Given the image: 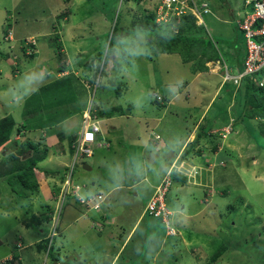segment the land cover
Returning a JSON list of instances; mask_svg holds the SVG:
<instances>
[{"label":"rangeland","instance_id":"rangeland-1","mask_svg":"<svg viewBox=\"0 0 264 264\" xmlns=\"http://www.w3.org/2000/svg\"><path fill=\"white\" fill-rule=\"evenodd\" d=\"M156 0H129L127 2H123L122 0H117L114 6H116L117 9V17L121 20V23L118 24V28L120 30L116 31V37L120 34L118 32L123 31L126 32L128 29H131V31L137 32V25H133L131 23L137 22V20H140V16H142L144 9L147 11H153L155 10L156 3L154 2ZM201 6L205 9H210L211 6V12L208 14H205L203 20L204 25L203 28L206 30V36L210 37L211 40L216 43L218 54L220 56V63L225 62V64L228 66L231 73L237 72V69L240 67V61L243 57L244 51H245V41L240 33V31L235 29V21L239 17L241 13H243L245 10H248V8L251 7V5L245 6L244 0H202ZM65 2L63 0H0V36L3 34L2 29L5 26L6 21H8V17H11L9 21H12V27L17 29V31L20 29L22 31L32 28L35 32H38L39 35H33L35 38L37 36V50L36 54H38V57L45 55L43 59L50 65V59L47 57V53L54 52V51H60L61 49V37L57 36L56 40L51 41L50 44L45 45L42 42H47L46 37H43L44 33H50L52 36L53 32H58L59 30L63 31V29H66V31H72L74 28H79V20L75 16L79 14L78 16H87L86 23L89 25L90 32L84 34L82 36L83 43L89 44L92 41V34L93 32L99 33L98 36L104 35L105 30L107 31L112 26V23L115 21L114 16L115 14L110 12L109 9H107V13L105 16L107 19H111L109 26L105 21H102V14L98 18L97 13H91L86 14L87 12L92 11V7H86V12L84 11H78L76 13L74 10H70L68 8V5L64 4ZM78 3H75L73 6L76 9V6ZM95 5L97 6V12H100V5H106V7H109V4H101L100 1H95ZM119 5V8H118ZM192 5H197V1H193ZM207 7V8H206ZM221 8L222 10L219 12L218 9ZM89 9V11H88ZM128 12L127 16L126 13ZM131 14V15H130ZM57 15H59L57 17ZM18 19V23L15 24L13 22L14 19ZM59 18V19H58ZM88 20H92V23L89 24ZM162 19H156V22L161 21ZM200 22V20H198ZM55 22V23H54ZM50 23H54L55 27L57 28L54 30L52 26H50ZM161 23V22H160ZM197 25L198 23L195 22ZM29 24V25H28ZM176 25V24H175ZM171 22H169L168 27L173 29L174 26ZM177 26V25H176ZM76 28V29H77ZM24 29V30H23ZM47 34V35H48ZM132 35L127 36L125 41H129L128 43H133L135 39L138 41L137 48L135 50V54H133V51L130 48H127V54L129 56H137L140 53L145 54V50H142L140 47L142 45L148 44L146 41L148 37L144 33H130ZM112 35V34H111ZM63 36V34H62ZM99 39V43L103 46V52H102V58L105 55L106 51V45L104 46V41L107 42V37H102ZM146 37V40H145ZM134 38V39H132ZM115 39V35L113 36V40L111 41V44L113 43ZM131 39V40H130ZM98 39L94 38V42H97ZM123 41V40H122ZM5 42V41H3ZM0 40V49H2L6 42L3 43ZM48 43V42H47ZM118 43V42H116ZM42 44V45H41ZM60 44V46H59ZM124 45V42H119V46ZM158 44V43H157ZM212 44V42H211ZM215 45L212 44L213 49ZM51 47V48H49ZM47 51H45V49ZM58 48V50H57ZM143 48V47H142ZM148 48V47H147ZM149 51V49H148ZM194 53L196 55L200 54L197 49H193ZM62 53V51H60ZM108 52V50L106 51ZM64 53V51H63ZM212 53V52H211ZM133 54V55H132ZM11 55V54H10ZM21 57L16 58V61L19 59L22 60L21 63V74L20 70L17 71L15 75H19L17 80L20 79L23 80L24 85L21 83H18L17 88L18 90L15 91L9 98L8 101H4V103H0V118L2 117L5 121V125L9 124L14 125L13 129L10 134H12L17 126H20L21 121H23L24 118H28L31 121H34L37 123V128L40 130H46L49 133H63L65 135V144H68V142L71 139L72 144L75 142L74 139L79 135L80 132V125H81V115L82 111L88 107L90 104L93 105L94 108L98 109L105 104V107H107V104L109 105L110 109L112 110V107L114 109L113 112L116 113V110L122 109V107L125 109L128 105L135 106V109H139L140 113L142 114V117H150L152 118L155 115H160L163 113L164 107H159L158 103L155 100V97L153 96V91L155 89V82L152 79V75L146 74V72L142 73L137 78H133L134 81H132V86L130 87L129 83H127L128 79L126 74L122 75L120 73H124L123 71H127V66L130 65L131 59L129 58V65L127 63H122V65H119L115 68L114 75L112 79H109L107 81L101 82V84H97V81H95L94 86L92 85L90 90H87L83 88L82 83L80 82V78H75L73 75H66L69 76L64 79H56L60 76V73L56 74L49 73V75L44 76V71H35V66L31 68L32 61L36 60V58L33 59H27L24 56V53L20 52L19 54ZM51 55V54H49ZM182 56V54H181ZM101 54L97 56V65L94 68L95 74L98 76L103 75L105 72L101 71L98 62L100 61ZM138 57H145L142 55H139ZM203 60L205 61L207 59V56H203ZM12 58V57H11ZM54 58L56 59V64H59L61 62L62 57L59 55H54ZM61 58V59H60ZM198 60H200V55L197 56ZM3 59V58H2ZM38 59V58H37ZM40 59V58H39ZM92 61L87 62L86 67L90 69L91 63L95 62V57L92 58ZM20 61V60H19ZM68 61V59H67ZM19 64V62H16ZM5 64V61L0 59V68ZM104 61L102 62L103 67ZM204 63L202 61L196 62L193 61L190 64V70L188 72L187 69H179L178 73L179 76L177 77V87L178 89L183 88L184 82H189L195 72V65L196 66H202ZM95 65V63H94ZM101 65V63H100ZM177 69L179 67V64H176ZM31 72V74H28L27 68ZM126 67V68H125ZM26 69V72H25ZM240 71V70H238ZM34 72V73H33ZM71 72V71H70ZM69 73V72H68ZM102 73V74H101ZM63 74V73H62ZM106 74V73H105ZM223 73H221L222 76ZM84 76H88L89 73H84ZM156 75V73H155ZM49 76V77H48ZM219 77V75H216V78ZM213 78L208 83L209 89L205 92H211L213 89L212 87L216 86L217 83H214V81L217 80L220 81V78ZM0 80L3 82V78ZM59 80V81H58ZM100 81V80H99ZM100 83V82H99ZM97 84V85H96ZM125 85V89L127 88L126 93H124V90L121 94L116 93V89H123ZM230 85V84H229ZM4 85H1V92L2 87ZM150 87V92L149 88ZM203 86V84H202ZM232 89V88H231ZM147 91V92H146ZM248 91V92H246ZM232 92H226L225 88L221 90V96L216 98V103L212 105V110H210L207 113L206 118L212 119L213 116H210V114L214 111L224 112V115L226 114V119L229 120L230 115L227 111V98L224 100V98ZM151 93V96L149 94ZM162 94V89L158 88L154 92V94ZM246 93L251 94L254 93L258 98L262 99V104L259 105V108L261 109L264 107V94H262V90L256 86H253L250 89H246L243 87V82L240 83L234 101V106L232 108V114L236 118L238 117L236 114L237 110L242 111V109L245 107L248 102L246 101ZM32 94V95H31ZM14 95H17V98H14ZM31 97H30V96ZM226 95V96H225ZM28 97V98H27ZM229 97V96H228ZM103 99L105 101L101 102L100 100ZM11 100L13 102L11 103ZM2 102V101H1ZM25 102L27 103V106L25 107ZM133 102V103H131ZM206 102V101H205ZM225 102V103H224ZM183 103L184 101L182 99H179L176 104L182 105L181 108L178 110H175L174 104L170 106V109L172 111V115H170L174 120H176L175 126H179L182 124L180 121L184 119L188 113L183 112ZM92 107V106H91ZM108 107V108H109ZM226 110V112H225ZM234 110V111H233ZM138 112V111H136ZM194 112V111H193ZM195 113V112H194ZM7 114V115H6ZM11 114V115H9ZM178 114V115H175ZM199 114V113H197ZM101 116L99 117V119ZM103 118V116H102ZM80 119V122H79ZM2 120V119H0ZM44 121V123L40 124L39 121ZM110 123H112L115 126V132L111 136H107V139L105 140L106 143H108V146H93L92 155L89 157L84 158L85 161H93L92 163V169L90 170H84L81 167V163L83 162H77L74 163L72 166V175L74 182L79 185H84L86 191H90V188L88 187H98L100 191H102L103 195L107 192V187L109 186H115L117 184H122L120 187H122L120 190L117 191L119 194H127L128 197L119 196V203H124L127 205V208H131L132 214L134 213L136 215H139L141 208L144 204V196L143 191H147L150 189L151 184L150 180L151 178H147V180L141 179V177L144 174H152V171L148 173V170H144L150 163L146 162V156L147 154H137L138 148L131 145L133 142H144L145 137L143 135V125H140L136 123L134 120L127 121V119H124L123 117L116 116L114 120H108ZM117 121H124L126 125L122 126L119 125ZM250 122H256L258 124H261V127L264 129V120L263 122L258 119H252ZM135 122V124H133ZM206 122V120H205ZM149 127L148 129L155 124L154 120L148 121ZM246 123V120L245 122ZM5 125L0 124V132H4ZM42 125H45L46 128L42 129ZM100 127L106 126L105 123L100 121ZM187 125V124H186ZM16 126V127H15ZM234 126H237V122L234 123ZM18 128V127H17ZM207 128L206 124H202L200 128V132H205V129ZM111 129V127H109ZM147 129V130H148ZM177 129V128H175ZM262 129V130H263ZM39 130L38 135H41V131ZM103 130V129H102ZM104 131V130H103ZM149 131V130H148ZM6 132V130H5ZM254 133V129L252 131ZM36 133V132H35ZM113 133V132H112ZM232 132L229 135L228 141L233 138ZM250 134V133H249ZM228 135V134H227ZM253 136L252 134H250ZM141 136L140 141L137 140V138ZM227 137V136H226ZM232 137V138H231ZM255 139H257L255 146H249V143L247 140H239L243 143V147L241 148V152L244 153V151L249 150L250 148H256L259 149V163L257 166L258 172L263 173L264 172V136L262 133L255 134ZM24 139H27V137H23ZM42 139V138H41ZM216 140L218 142H225V139L223 137V133L220 132L218 137H216ZM173 143L175 144V138L173 139ZM232 141V140H231ZM104 142V143H105ZM119 142V143H118ZM209 142V141H208ZM20 142L17 148L23 149V145ZM158 143H155V147ZM125 145V146H124ZM130 145V146H129ZM258 145L260 147H258ZM117 148L116 156H114L111 152L114 148ZM26 153V151H24ZM68 154H72L74 152L73 149H70V151H67ZM159 152H163L162 150ZM176 152V151H175ZM24 153V154H25ZM28 154V153H27ZM30 155L35 156L33 151L29 153ZM39 155H36L35 157H38ZM228 155V152L222 151L219 157L224 158V160L229 161V159L234 158ZM157 158L156 156L153 157V160L155 161ZM80 159L79 161H81ZM168 157L165 161V169L168 167L167 163ZM219 160V159H218ZM233 165V161H229L227 163V172H224V168H221L219 166L216 167L214 170V177L211 181H213V185L211 187H206L207 189L202 188L203 194H210V198L215 201V203L223 208V215H222V222L219 223V229L220 233L218 236L214 237L216 241H219L217 246L215 248H207L205 246H202L201 251L196 254L190 253V251L186 249H182L180 246L179 252L180 255H178V259H174V255L176 252L174 238L176 234H182V226L178 227L175 226L176 221L172 220L171 211L169 210V218H167V221L170 222V225L166 228L167 234L171 235H165L162 238V229L160 224L157 222L155 218L152 216H148L145 214V217L142 220L141 226L138 228L137 232L131 237L127 238L126 244H125V250L119 253V260H117L116 264H264V188H263V182L257 180L254 181L253 178L248 177L246 175H243L244 178L238 177L236 174L232 173L233 168L231 166V163ZM163 164V163H162ZM72 162L65 167L68 169L71 167ZM159 164H157L158 168ZM160 167V166H159ZM156 168V167H155ZM152 170V168H150ZM165 171V170H163ZM169 169L166 171V175L168 173ZM157 173V172H156ZM81 176H86L87 179L85 180ZM209 176V174H208ZM226 177V179H225ZM228 178V179H227ZM141 179L139 185H137V181ZM224 179V180H223ZM93 182L91 184L90 182ZM226 181V182H225ZM224 182V188L227 190V194L224 197H221L218 192V187H220L221 183ZM131 188H125L126 185H132ZM248 188V189H245ZM200 187L196 190V198L198 197V190ZM130 190V191H129ZM138 192V197H134L135 193ZM209 192V193H208ZM189 193L184 194V197L187 198L188 202H191V199L187 196ZM105 200H106V195ZM8 201V196L6 197ZM4 196L2 198V206L5 204L4 202ZM72 200L76 201L73 197H66V202L63 204L61 209V223L64 221L66 217V206L67 203ZM168 200L170 198L166 195L165 196V202L168 204ZM246 200V204L244 205L242 202ZM141 201V202H140ZM193 201V200H192ZM114 202V201H113ZM106 203V202H105ZM104 203V204H105ZM78 204V203H77ZM172 206H175L174 201H171ZM79 205V204H78ZM80 206V205H79ZM169 208V205H167ZM193 206V204L191 205ZM81 207V206H80ZM82 208V207H81ZM83 213H86L88 216H92L93 220L98 219V214L95 211L87 210L85 211L84 208H82ZM25 216V215H24ZM23 216V217H24ZM35 217V216H34ZM107 217V223L110 220ZM33 215H30L28 219L30 220V223L34 220L32 219ZM27 219V218H26ZM206 220V218H204ZM38 222H40V219L37 218ZM210 221V219H208ZM79 225H83L84 219L80 218V220L76 221ZM130 222L125 219H119L117 221V225L113 224L112 222L108 223L106 226H109L111 228H114L116 226H120L121 229H116L115 232H113L114 235L111 236L114 237V239L110 238L109 243L119 245L123 243L124 236L127 235V225H129ZM174 224V226L172 225ZM192 224V226H191ZM189 225L188 229H197L198 227L196 224L191 223ZM114 225V226H113ZM154 225L155 231L151 235L149 232L147 233L146 230L141 228L142 226L145 229L152 228ZM113 226V227H112ZM58 227V221L56 226V234L51 238V235L49 232L46 235L47 244L49 242L52 243L49 246V249L51 247V250L48 248L46 251L44 250L42 254V258L45 259L46 264H53L55 261L48 256V251L54 252L55 249L61 250V244L62 243H68V247L66 249V256H64L63 253H61L58 256L57 264H79L78 262H75L73 259L77 256V252L79 250L84 251L81 258L79 259L82 264L83 258L91 257L90 264H107L111 260L110 258L113 256L106 255V258L102 257L104 255V252L101 251L102 244L98 241H94L96 243L95 248L89 246L84 242V238H87V234H83L81 232L80 226H62L60 227L61 233L59 236V231L57 230ZM92 227V225H91ZM208 229L206 227V230L204 231V234L201 236L202 240H207V234ZM176 233V234H175ZM206 233V234H205ZM126 234V235H125ZM89 236H92V234H88ZM57 236V237H55ZM168 236H171L168 238ZM182 236V235H181ZM55 237V238H54ZM141 237V238H140ZM78 238L80 243L75 242V240ZM122 238V242H121ZM146 238L148 240H146ZM161 239L163 241H161ZM167 239L169 241H167ZM182 239V238H181ZM150 240V242H149ZM161 241V244H160ZM170 241L172 243H170ZM188 244L190 241L187 242ZM74 244V246H73ZM78 244L81 245V247H78ZM199 244L196 242V245ZM170 245H173L171 248ZM225 246L223 250L221 249L220 253L222 254L216 261L209 262V257L213 256V254L218 250L219 246ZM116 246V247H117ZM160 246V248H159ZM74 247L76 248L74 250ZM122 248V245L119 246ZM53 248V251H52ZM192 250V249H191ZM212 250V251H211ZM207 251V252H205ZM87 254H86V253ZM95 252V253H94ZM138 252L137 254H135ZM172 252V253H171ZM115 251H113V254ZM89 254V255H88ZM117 254V253H116ZM115 254V255H116ZM134 255V256H133ZM146 255V257L144 256ZM207 255L209 257H207ZM144 256V257H143ZM129 257V258H127ZM151 257V258H150ZM206 257V258H205ZM9 258V257H8ZM79 258V256H78ZM112 259V258H111ZM6 260V258H5ZM3 260V261H5ZM11 258L8 261H11ZM114 260V258H113ZM2 263V261H0ZM48 262V263H47ZM107 262V263H106ZM209 262V263H208ZM0 263V264H1ZM2 264H5L4 262ZM12 264V263H10Z\"/></svg>","mask_w":264,"mask_h":264},{"label":"crops","instance_id":"crops-1","mask_svg":"<svg viewBox=\"0 0 264 264\" xmlns=\"http://www.w3.org/2000/svg\"><path fill=\"white\" fill-rule=\"evenodd\" d=\"M95 1H100L101 4L107 3L109 4V7H106V5H100L101 11L97 12V6L95 5ZM127 1L129 0H122V4L123 2H127ZM116 2L117 0H70L68 4V8L71 11L74 10L76 13H78V11L86 12L85 5H87L88 7H92L91 8L92 11L87 12L86 14L97 13V16L99 18L101 15L100 14L98 15V13H101L102 21H105V23H107L108 26L110 24L111 19H107L105 14L108 12L107 9H109L111 13L114 9L113 13L116 14L114 16L115 21L112 23L113 26V24L116 23L117 19L119 20L117 21L118 24L121 23V20L117 17L116 6H114ZM75 3H78L76 9L73 7ZM210 10H212L211 6H210ZM221 10H222L221 8L218 9L219 12ZM122 12L126 13L124 11ZM145 13L146 10L144 9L142 16H140L141 19L137 20V22L131 23L133 25H137V30H138L137 32L131 31V29H128L126 32L123 31L118 32L120 35L114 39L112 46L110 48L111 53H109L108 57H106L108 54L106 51L109 50V44H110L111 34L113 33V28L111 27L107 31L105 30V33L103 35L104 37H107V42L105 40L103 44L104 46L106 45V51L104 53L105 55L102 58L103 46L99 43V39L101 38L102 35L97 37L99 33L93 32L92 34L93 42L89 44L83 43L82 36L90 32V28L92 27H89V25L86 23V20L88 19L87 16H78L79 14L75 16L79 20V24H78L80 26L79 28L76 27L77 29L74 28V30L72 31L70 30L66 31V29H63V31H61L59 30L58 27V32L56 33L58 36L61 37L62 46L60 51L62 52L64 51L65 54L64 58L66 59L67 62V66L63 71L58 70V64H56L55 62L56 59L54 58V55H57L56 51L47 53L46 49L44 48L47 53L46 55L47 57H49L52 65L48 64L43 59L44 57H46L45 55L40 57L35 56L34 58H36V60L25 56L27 59L29 58L34 60L31 62L33 63L31 64V68L35 66L34 67L35 71H41V70L43 71V67H44L46 68V70H49L50 73H54V72H56V74L60 73V76L57 77L56 79H60V78L64 79L66 77H69L70 75H73V77L75 78L79 77L83 88L87 90H90L92 85L94 86L95 81H97V84H101V82L103 81L112 79L115 68L118 66V64L122 65V63H127V65H129V58H130L131 63L129 66H127V71L122 70V72L124 73H120L122 75L126 74L128 79L127 83H129L130 87L133 84L132 83V81H134L133 78L135 77L138 78L142 71V73L146 72V74L152 75V79L155 82V89L153 91V94L156 90H158V88L162 89V94H160V96L162 97V101H159L158 105L159 107L161 106L164 107L163 113L160 115H155L152 118L142 117L140 110L135 109V106L132 105H128L125 109L122 107L121 111L120 109L119 110L117 109L116 113L113 112L110 115L108 114L99 115L98 113L99 111L97 112L96 108L93 107L94 104L91 105L92 106L91 108L95 113L99 123L100 121H102L103 123L106 124V126L102 125L101 133H99V135L97 136V140L94 145L97 147L108 146V143L105 142L107 136H111L116 131L115 126L112 123H110L108 120H114L116 116L123 117L124 119H127V121L134 120L136 123L143 125V135L146 137L144 142H133L131 145L139 149L137 154L148 155L146 156V162L150 163V165H148L144 170H148V173L152 171V174L149 175L144 174L141 177V179L143 180H147V178L149 179L151 178L152 180H150V184H151L150 189L147 191H143V196H144L143 201L145 202L141 208L139 215H136L135 213L133 215L131 208L128 209L127 205H125L124 203L122 204L119 203L118 201L119 196L128 197L127 194L118 195L117 193V191L122 188L120 187L122 184L120 185L117 184L115 186L107 187L108 188L107 192L104 194L106 195V200L104 199L103 203L101 204L102 212H100L99 215L102 216L105 222H107L106 216L109 215L108 218L110 220H108L109 221L108 223L112 222L113 224L116 225H117V221L120 218L128 220L130 222V224L127 225L128 228L126 231L127 235L125 234L126 236L123 237L125 238L123 240V243L119 244L118 246L109 243V241L111 236L114 235L113 232L116 231L119 225L114 228L105 226L101 230H96L95 228H92L91 220L93 219V217L92 216L90 217L86 213H83L82 208L78 205L79 204L78 201L72 200V202L70 201L69 203H67L66 217L62 223L60 217V214L62 212L60 210V214L58 218V227H57L59 234L57 236H59L61 233L60 230L61 225L72 226V227L80 226L81 232L83 234H87V238H84L85 239L84 242L86 244H88L91 247L93 246L95 247L96 243H94V241H98L103 245L101 251L104 252V255H102L104 259L106 258V255H110V256L113 255L111 257L112 259L110 258L111 261L109 263L106 262L107 264H116L117 260H119L118 254L125 250V244L126 242L129 241V240L127 241V238H131L137 232L138 228L141 226L142 220L146 214L144 208L147 200L154 192L155 187L160 183L162 178L166 175L165 174L166 171L170 168H172V170L175 169L176 171H178V174H180L179 176H184L183 174H185L186 176L184 182L181 181L180 179H176L174 181L172 187L169 189L167 193V196L170 198V200H168L167 205H169L168 210L171 211L170 217H172V220L176 221L175 226L178 225H179L178 227L182 226V230H181L182 236L180 234H177L178 238L177 239L174 238L173 242L176 243V241L179 240L182 249H186L188 251H194L198 248H202V246H205L209 249L210 248L213 249L214 246L219 243V241H216L214 237H216V235L218 236V234L220 233L219 223L223 221L222 215L224 210L220 205L218 206L215 203V201L210 198V194L201 195V193L203 192L201 186L202 188L207 189L206 187H211L213 185V181L211 180L214 177V173H215L214 170L216 169L217 166L224 168L223 171L227 172L226 170L227 163L229 161H233V165L232 162L230 163L233 168L232 173L236 174L240 178H244L243 175H246L248 177L253 178L254 181L259 180L263 182V188H264V172L263 173L258 172L257 169L258 163L260 162L259 161L260 154L258 153L259 149L257 150L256 148L253 149L250 148L249 150H246L243 153L241 152V148H244L243 143L239 141L240 139L247 140L249 146H253V147L255 146L254 144L257 145L256 143L257 139H255L256 138L255 134L262 133L264 136V129L261 127V124H258L256 122H250L249 119L250 120L258 119L262 122L264 119L259 114H252L251 109L250 110L247 109L248 106L246 104V108L244 107L241 112L240 110L236 111L238 117L235 120V117L232 114V108L234 106L233 100L235 99L236 91L240 84L237 86L233 84L232 81H227L223 83L221 77V73L224 74L225 71H227L231 75H234L235 73L230 72L225 62H223V65L222 63H220L221 58L215 60L211 59L206 61L205 63L207 66L206 70L195 69L196 73L193 75L191 80L189 82H184L182 85L183 88L179 90L176 82L177 77L179 76L178 71L181 68L183 70L187 69L189 72L190 70H192L190 69V64L193 61H186V62L183 61V57L179 52H174V51L169 52L158 49L154 45L155 39H157L155 34L154 33L148 34L147 31L144 32L138 28V26L142 25L143 23V19H144L143 16ZM242 14L243 13H241L240 15ZM88 21L89 24L92 23V20H88ZM54 23H50V26ZM17 32L19 33V30L18 31L16 30V34ZM38 32L40 31L35 32L31 28L29 33L27 34L39 35ZM130 33H135V34L144 33L148 37L147 40L145 37V40L148 42L147 46L142 45L140 47L142 50H145L146 52L145 54L139 52L137 56H132V57L129 56V54H127L126 47L127 48L131 47V50L132 51L134 50L133 54H135V50L137 48V43H138L136 39L131 44L128 43L129 41L128 42L125 41L126 39H129L126 37V35L127 36L132 35ZM47 34L48 33L43 34L44 35L43 37H46L45 39H47L48 42V43L42 42L45 45L47 44L49 45L51 41H54L53 40L54 34H52V36H49L51 35V32L48 35ZM20 36L18 35L17 37ZM94 38L98 39L97 42H94ZM0 40L2 42L3 41L6 42L5 46L2 49H0V59L2 61L3 60L5 61V64L0 68V76L1 79L3 78V82L0 80V86L4 85L2 87V92L0 91V103H4L5 100L10 102L8 99L9 98L11 99L10 96L15 91L18 90L17 88L18 83L24 85V82L22 79H20L19 81L17 80L18 76L21 74L20 66L22 63L21 60L22 58L19 59L20 61L19 60L16 61V58L21 57L19 55L20 54L19 43L15 42L14 47L12 48V50H10L9 42L5 40L2 35L0 36ZM119 42H124V45L122 44L121 46H119ZM99 54H101V57H100V61L98 62V65L100 69H102V71L106 73V74L104 73L101 76L94 74L95 73L94 68L97 65V61H98L97 56ZM139 55L145 57H138ZM94 57H95V62L91 63L90 69H88L86 67L87 65L85 64H87V62L89 61H92L93 60L92 58ZM103 61L104 64L102 67ZM15 62H19V64L17 63L14 64ZM176 64H179L178 69ZM17 66H18V70H20L19 75H15L16 73L14 72ZM238 70L239 68L237 69V72ZM27 72L28 74H31L28 68H27ZM85 72L89 73V75L84 76L83 74ZM64 74L66 75L69 74V76H65ZM216 75H219V77L217 78H220L221 80L218 82L217 80L214 81V83L217 84L215 87L214 86L212 87L213 89L211 90V92L209 93L205 92L207 91V89H209L207 88L208 83L211 80H213V78H216ZM44 76L47 77V75ZM148 88L150 91L151 89L149 86ZM224 88L226 92L232 90L230 95H228L229 97L225 95L226 97L224 98V100H226V98L228 100L226 103H227V111L228 114L230 115L229 120L226 119V114L224 115V112L217 113L216 111L210 114V116H213L212 119L206 118L207 113L210 110H212V105L216 103L215 102L216 98L221 96V90ZM123 90L124 93H126L127 88L125 89V85L123 89L120 90V94L123 92ZM149 96H151V93L149 94ZM249 96L251 98H258L254 93L249 94ZM14 98H17V95H14ZM179 99H182L184 101L183 112L188 113V115L180 121L182 124L176 127L175 126L176 120H174L170 116L172 115L170 106L174 104L175 110L179 111V108L182 107V105L176 104L177 101H179ZM100 101L103 102L105 100L101 99ZM12 102L13 100H11V103ZM249 103L250 104L248 105H251L252 101ZM26 106L27 103L25 102V107ZM100 109H103L102 106L100 107ZM100 116L101 118L99 119ZM0 119H2V117ZM150 120H154L155 124L148 129L149 127L148 121ZM245 120L246 123H244ZM39 122L40 124L44 123L43 120ZM117 122L119 125L122 126L126 125L124 121H117ZM135 122H133V124H135ZM236 122H237V126H234V123ZM20 124H21L20 126H17L18 128L15 126L16 128L14 132L10 136H8L7 139L5 138L3 142L1 141L2 143L0 144V161L1 159H3L4 157L10 154H15V156L20 157V155L18 154L19 148H17V146L21 141L24 140L23 137H27V139L31 140L33 143H39L40 148H42L44 145L47 148V153L45 157L37 163V169L35 170V178L38 185L37 191L29 195V197H17L15 193L11 190L10 185L7 182H5L2 178H0V261L5 260L6 258L4 262L5 264H10V263L46 264L44 262L45 259L42 258V254L44 252V249L42 248V244H44L45 240L46 241L48 240V238H46V235L50 231L51 212L53 211V206L55 205V201L52 198L56 195L58 191L57 188L59 187L61 181L60 178L61 171L67 170L65 167H67L73 161L74 152H72V154L70 155L68 154L67 151L73 149L72 143L68 142V144H65L64 142L65 135L62 132L57 133V135L56 133H49L44 129L46 128L45 125H42V127H40L44 130H40L37 128L38 126L37 123L29 120L27 117L24 118ZM202 124H206L207 126L205 132L203 133L200 132V128ZM229 124H231V127L233 128L232 131L228 135H226L227 137L226 136L224 137L225 142H218V140H216V137H218L219 133L222 132V130H224V128ZM109 127H111V129H109ZM253 129H254V133L252 132ZM39 130L41 131L40 136L38 135ZM232 132H234L233 138L231 137L232 141L231 140L228 141L229 135ZM249 133L252 134L253 136H251ZM154 134H158L159 139L154 140L153 138ZM174 138L176 142L175 144L173 143ZM140 139L141 136L137 138V140L139 141ZM155 143H158L156 147H155ZM258 147L260 146L258 145ZM23 149L25 148L23 147ZM161 150L163 152H159ZM25 151L26 153L24 155H27V153L28 154L31 153V149H25ZM116 151L117 148L115 147L111 153L114 156H116ZM222 151H225L226 153L228 152V155L234 158L232 159L230 158L229 161L224 160V158L219 157ZM155 156L157 159L154 161L153 157ZM167 157H168L167 163L169 162L168 163L169 165L165 169V164H166L165 161ZM85 162H87L92 169L93 161H85ZM157 164H159L160 167L158 166L157 168ZM150 168H152V170ZM193 169L196 170V172H194ZM81 177L84 178L85 180L87 179L86 176H81ZM141 179L137 181L136 183L137 185H139ZM90 183L93 184L92 181ZM224 184L225 183L222 182L220 187H218L217 193L221 195V197H224L227 194V190L223 187ZM126 186L127 187L125 188L129 189L135 185L132 184ZM199 187L200 189L198 190V197L196 198V190ZM88 188H90V191L92 192L93 191L102 192L99 190L98 187H95L94 185L93 187H88ZM186 193H189L187 197L191 199V202H188L187 198L184 197V194ZM138 194L139 193L136 192L134 197L135 198L138 197ZM3 196H4L3 202L4 201L6 202H4L5 204L2 206L1 202ZM7 196H8V201L6 199ZM171 201H174L176 207L172 206ZM242 203L245 205L246 200H244ZM192 204L193 206H191ZM30 215H33L32 219L34 220V222L32 221L30 223V220L28 219ZM37 218L40 219V222H38ZM80 218L84 219L83 225H79L76 222L80 220ZM204 218H206V220ZM208 219H210V221ZM191 223L196 224L198 228L194 229L193 226L192 227L193 229H188ZM206 227L212 230H208L207 240L201 241V236L204 234ZM141 228L146 230L147 233L149 232L151 235L155 231L154 225L152 226V228H148V229H145L143 226ZM120 229L121 227L119 226L118 230ZM88 234H92V236H89ZM164 236L165 235H162V238ZM115 237L116 236L112 237L111 239H114ZM146 240L148 239L146 238ZM161 241L163 240L161 239ZM167 241L169 240L167 239ZM188 241H190L189 244L187 243ZM75 242L80 243L78 238L75 240ZM121 242H122V238H121ZM196 242H198L199 244L196 245ZM170 243L172 242L170 241ZM120 245H122V248L119 247ZM170 246L172 248V245ZM67 247H68V243L61 244L60 251L61 253L64 254V256H66ZM78 247H81V245L78 244ZM75 249L76 248L74 247V250ZM121 249L123 250L121 251ZM177 250L179 251L181 249L176 248V251ZM60 251L59 249L54 250L53 260H55V263L53 262V264H57L56 262L58 261V256L60 254ZM113 251H115L114 254ZM83 252L84 251L79 250L77 252V256L74 257L73 260L75 262L79 261L78 263L82 264L79 259L81 258ZM137 253L138 252H136L135 254ZM11 256L13 260L8 261L11 258ZM144 256L146 257V255ZM49 258L52 259L51 256H49ZM83 262L84 264H90L91 257L83 258Z\"/></svg>","mask_w":264,"mask_h":264},{"label":"built area","instance_id":"built-area-1","mask_svg":"<svg viewBox=\"0 0 264 264\" xmlns=\"http://www.w3.org/2000/svg\"><path fill=\"white\" fill-rule=\"evenodd\" d=\"M193 1H197V5H192ZM202 2V0H158V3L156 2V19L160 18L162 20L159 22L168 23L172 16H175L176 21H178L183 14L190 13L195 17V22H197L198 25H204V14L208 10L201 6ZM245 3L247 7L248 5H251V7L245 10L235 21L237 28L243 32V37L245 39V55L243 57L242 69L236 74L231 75L225 71L224 68L225 72L221 76L222 82L232 81L233 84L238 86L244 78L248 77L264 92V0H245ZM198 20H200V22ZM12 38L13 35L10 30L5 35V39L12 40ZM25 44H33L36 46L25 47V54L37 53V45L34 36H27ZM157 97L161 99L159 95H157ZM99 124L91 106H88L81 115L80 134L72 144L74 150L72 165L64 172V177L60 181L59 190L53 197L55 205L53 206L50 219L51 226L49 234L51 238L56 234L59 213L67 196L76 198L79 205L84 208L85 211L92 210L98 212L101 209V204L105 199L103 193L99 191H86L84 185H79L74 182L71 170L74 163L82 162L84 158L92 155L93 145L96 143L97 136L101 133ZM232 129L231 124L227 125L224 130H222L223 137L229 134ZM153 138L157 140L159 139V135L154 134ZM80 159L82 160L79 161ZM194 172H196V170H194ZM170 173L171 169H169L167 175H165L155 187L154 192L147 200L144 208V211L152 216L161 215L166 228L167 225H170V222L167 221L170 213L165 202V196L171 184ZM100 220V218L97 219L99 222ZM97 223L98 222L93 221L92 225L97 226Z\"/></svg>","mask_w":264,"mask_h":264},{"label":"trees","instance_id":"trees-1","mask_svg":"<svg viewBox=\"0 0 264 264\" xmlns=\"http://www.w3.org/2000/svg\"><path fill=\"white\" fill-rule=\"evenodd\" d=\"M66 4L68 5L70 0H63ZM138 1V0H136ZM220 1V0H219ZM155 15L156 13L153 11H149L146 12L143 16V23L142 25L138 26L139 29H141L142 31H147V33H154L155 36L157 37V39H155V46L160 49V50H164V51H174V52H179L180 54H182L183 57V61H195L199 62L202 61L204 64L201 66H196L195 65V69H199V70H206L207 66H206V61L208 60H215V59H220V56L218 54V49L216 46V43L214 44V42L211 40L210 37L206 36V34L208 35L207 32H205L206 30L203 28L202 25H197L195 23V17H193L190 13L188 14H183L181 16V18L176 21V17L172 16V18L170 19L171 23L174 26V29H171L168 27V23L166 22H162V23H156L155 22ZM59 15H57L58 17ZM11 17H8V21H6L4 28L2 29L3 34H7L10 30L13 29L14 35L15 37H17L18 35L20 37H17V42L19 43V50L20 52H24L25 51V47H36L33 44H25V40L26 37L28 36L27 33H29L30 29L27 30H20L19 29V33L17 32L16 34V30L15 28H13L12 25V21H9ZM18 19H14L13 22L15 24L18 23ZM117 21H119L117 19ZM116 21L114 27H113V33L111 35V39H110V44H109V50H108V54L106 57H108L109 53H111V41L113 40V36L115 35L116 38V31L120 30L118 28V22ZM29 25V24H28ZM55 24H52V28L54 30H56L57 28L54 26ZM235 29L238 31L239 29L237 28V25L235 23ZM240 31V30H239ZM206 33V34H203ZM240 33L243 36V32L240 31ZM53 40H56L57 38V34L56 32H53ZM30 36V35H29ZM244 38V37H243ZM36 40V45H37V36L35 38ZM245 40V39H244ZM215 45V49H213L212 44ZM158 43V44H157ZM60 46V44H59ZM193 49H197L199 51L200 54V60H198L196 53H194ZM58 50V48H57ZM212 52V53H211ZM25 54V53H24ZM31 56V58H33V56L35 54H25L24 56L28 57ZM57 55L61 56V62L58 64V70L59 71H63L66 66H67V62L66 59L64 58L65 54L62 52H60L59 50L57 51ZM245 54H243L244 57ZM203 56H207V59L204 61L203 60ZM243 57L241 58L240 61V67L239 70L242 69V62H243ZM46 69V68H45ZM96 71V70H95ZM102 71V69H101ZM103 72V71H102ZM95 74V73H94ZM102 74V73H101ZM93 80V79H92ZM91 81V80H90ZM241 82H243V87H245L247 90L252 88L253 86H256V83L251 80L250 78L246 77L244 78ZM259 88V87H258ZM261 89V88H260ZM262 90V89H261ZM248 92V91H246ZM116 93L120 94V89H116ZM156 94V93H155ZM153 94V96L155 97L156 102L158 103L159 101H162V97L160 96L161 99H158L157 95ZM262 94H264L263 90H262ZM251 105L249 102H251ZM248 102L247 109H251V113L252 114H259L260 116L264 117V107H262L261 109L259 108V105L262 104V99L260 98H251L249 96V94L246 93V101L245 103ZM109 105H107V107H104L103 109H96V111L99 113V115H105L108 114L110 115L111 113H113L114 109L112 107V110L110 109ZM250 112V111H249ZM4 119L2 118V120H0V124L5 125V121H3ZM9 124L5 125L4 132H0V144L5 140V138L7 139L8 136H10L11 134L9 132L12 131V129L14 128L12 125L8 126ZM6 130V132H5ZM2 141V142H1ZM75 141V139H74ZM22 142V145L25 149H31V151H33V153L36 155H39L38 157H35L33 155L27 154L24 155V151L25 149H19L18 154L20 155V157L15 156V154H10L6 157H4L3 159H1L0 161V178H2L5 182H7L10 187L11 190L15 193V195L17 197H29V195H31L32 193H34L35 191H37V181L35 178V170L37 169V163L39 161H41L46 153H47V148L43 145L42 148H40V144L39 143H33L31 140L28 139H24ZM71 142V139L69 141ZM64 170L61 171V175L60 178L61 180L64 177ZM180 173V172H179ZM183 174V173H181ZM180 174H178V171H176L175 169L171 171L170 173V177H171V184L169 189L172 187L174 181L176 179H180L181 181H185L186 176L185 174H183L184 176H179ZM59 189V187L57 188V190ZM169 191V190H168ZM167 191V193H168ZM166 193V195H167ZM146 215L148 216H152L148 213H146ZM104 216V215H103ZM153 218H155L157 220V222L160 224L161 229H162V235H171V234H167L166 232V226H165V222L162 219V216H152ZM174 226V224H172ZM175 227V226H174ZM176 234V233H175ZM171 236H168V238H170ZM175 238H178V235L176 234ZM49 246L47 244V241H44V244H42V248L46 251V249H49ZM175 248H179L180 247V241L177 240L176 244L174 245ZM196 246V245H193ZM192 246V247H193ZM218 246V245H217ZM215 246V248L217 247ZM173 247V245H172ZM225 246H219L218 250L213 254V256H207L209 257V262H214L216 261L222 254L220 253L221 249L223 250ZM214 248V249H215ZM201 248H198L194 251H190V253L192 254H196L197 251H200ZM51 250V247L50 249ZM53 251V248H52ZM172 253V252H171ZM48 256H51L52 259L54 258V253L53 252H49L48 251ZM178 255H180V252L177 250L175 252L174 255V259H178ZM206 258V257H205ZM55 261V260H54ZM208 262V263H209Z\"/></svg>","mask_w":264,"mask_h":264},{"label":"clouds","instance_id":"clouds-1","mask_svg":"<svg viewBox=\"0 0 264 264\" xmlns=\"http://www.w3.org/2000/svg\"><path fill=\"white\" fill-rule=\"evenodd\" d=\"M138 1H141V0H138ZM145 2H146V0H145ZM155 3L157 2L158 3V0H156V1H154ZM220 2V1H219ZM147 3V2H146ZM221 3V2H220ZM244 5L245 6H247L246 5V3H245V0H244ZM156 7H157V4H156ZM147 12H149V11H147ZM154 12L156 13V8H155V10H154ZM211 12V10L210 9H208V11L205 13V14H208V13H210ZM205 14H204V16H205ZM241 16V15H240ZM239 16V17H240ZM194 17V16H193ZM155 22H156V15H155ZM171 22V21H170ZM156 23H160V22H156ZM162 23V22H161ZM168 25H169V22H168ZM174 29V28H173ZM12 31V35H13V38H12V40H8V39H5V35L6 34H2V36H3V38L5 39V40H7L8 42H9V44H10V46H9V48H10V50H12V48L14 47V43L15 42H17V38L15 37V35H14V32H13V29L11 30ZM29 36V35H28ZM30 36H33V35H30ZM22 53H24V52H22ZM25 55V54H24ZM35 56H38V54H35L34 56H33V58L35 57ZM28 57L29 58H31V56H29L28 55ZM14 59H15V57H14ZM14 64H16V62L14 63ZM17 71H18V66H17V68H15V72L17 73ZM43 71H44V75H49V70H46L44 67H43ZM88 106H90V105H88ZM83 162H84V160H83ZM171 169V171H172V168H170ZM85 187V186H84ZM59 190V189H58ZM58 192V191H57ZM102 193V192H101ZM68 197H70V196H68ZM74 198V197H73ZM53 199V198H52ZM76 199V198H75ZM66 201V200H65ZM64 201V202H65ZM76 201H77V199H76ZM64 204V203H63ZM167 205V204H166ZM63 206V205H62ZM62 208V207H61ZM168 208V207H167ZM100 212H102V209H100V211H98V212H96L97 214H98V219L100 218L101 220H100V222L99 221H97V220H93V221H95V222H98L97 223V226H94V225H92V222H91V225H92V228H95L96 230H101L103 227H105L106 225H107V222H105V220L102 218V216H100L99 215V213ZM52 213V212H51ZM60 214V213H59ZM59 218V217H58ZM51 244V242H49L48 243V245H50ZM3 262H5V261H3Z\"/></svg>","mask_w":264,"mask_h":264},{"label":"water","instance_id":"water-1","mask_svg":"<svg viewBox=\"0 0 264 264\" xmlns=\"http://www.w3.org/2000/svg\"><path fill=\"white\" fill-rule=\"evenodd\" d=\"M81 167L84 170H90L91 169V166L87 162H85V161L81 163Z\"/></svg>","mask_w":264,"mask_h":264}]
</instances>
